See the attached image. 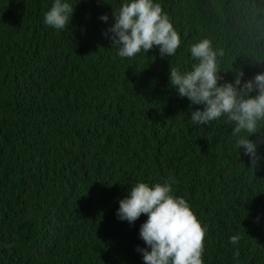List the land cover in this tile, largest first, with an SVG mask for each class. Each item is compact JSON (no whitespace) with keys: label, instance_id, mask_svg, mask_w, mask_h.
I'll use <instances>...</instances> for the list:
<instances>
[{"label":"trees","instance_id":"trees-1","mask_svg":"<svg viewBox=\"0 0 264 264\" xmlns=\"http://www.w3.org/2000/svg\"><path fill=\"white\" fill-rule=\"evenodd\" d=\"M64 2L57 30L44 23L55 0H0V264H144L148 217L120 220L119 200L169 178L206 228L203 264H264V159L252 166L226 116L194 124L204 105L170 83L205 38L224 80L264 72V0H154L181 45L133 58L104 34L126 0Z\"/></svg>","mask_w":264,"mask_h":264},{"label":"clouds","instance_id":"clouds-1","mask_svg":"<svg viewBox=\"0 0 264 264\" xmlns=\"http://www.w3.org/2000/svg\"><path fill=\"white\" fill-rule=\"evenodd\" d=\"M73 13L69 3L55 0L45 14L44 23L63 30L71 24ZM113 16L115 23L104 34L112 45L118 46L121 58H133L155 46L159 47L161 57L174 56L181 45L179 33L154 0H126L118 10L114 9ZM100 19L107 22L109 16L103 14ZM190 52L199 62L186 73L171 66V86H176L179 95L191 101L190 107L204 105L203 109L191 112L194 124L211 125L226 116L234 124L233 135L239 136L237 147L243 148L256 168L259 160L264 159L257 151L258 145L264 143V72L245 81L243 69L234 70V82L226 81L217 61L218 56L224 55L223 50H214L210 39L193 44ZM253 134L259 135L250 139ZM174 182L172 178L155 185L138 182L119 200L120 220L134 224L142 214L148 217L139 231L147 247H137L144 264H203L206 228L183 197L171 194ZM239 240L236 235L230 238L232 244H238Z\"/></svg>","mask_w":264,"mask_h":264}]
</instances>
